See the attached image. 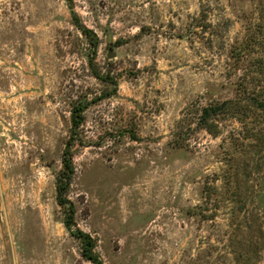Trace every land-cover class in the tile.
Masks as SVG:
<instances>
[{
  "label": "rangeland",
  "instance_id": "374dc122",
  "mask_svg": "<svg viewBox=\"0 0 264 264\" xmlns=\"http://www.w3.org/2000/svg\"><path fill=\"white\" fill-rule=\"evenodd\" d=\"M258 101L264 0H0V264H264Z\"/></svg>",
  "mask_w": 264,
  "mask_h": 264
},
{
  "label": "trees",
  "instance_id": "16d2710c",
  "mask_svg": "<svg viewBox=\"0 0 264 264\" xmlns=\"http://www.w3.org/2000/svg\"><path fill=\"white\" fill-rule=\"evenodd\" d=\"M78 24V23H77ZM80 26V25H78ZM83 34L88 36H93L92 31L79 27ZM96 46V45H95ZM233 104L229 102L211 104L208 107H205L202 110L200 117L201 126L207 128L209 131L216 134L217 127L211 122L213 116L223 115L224 113L230 112L232 110ZM258 107H264L261 102L258 101ZM82 109H76L72 115L73 131L82 123ZM74 144V135L71 136L70 140L66 145V149L63 154V172L60 175L57 182V201L61 207L67 208L68 217L65 220L66 227L71 230V227L74 225V215H75V205L67 198V194L71 185V180L75 174V169L73 166L72 158V148ZM77 239L82 242L83 248V257L93 264H104L102 260L97 256L94 251L96 248L95 240L89 235L82 231L76 232L74 235Z\"/></svg>",
  "mask_w": 264,
  "mask_h": 264
},
{
  "label": "water",
  "instance_id": "95a60500",
  "mask_svg": "<svg viewBox=\"0 0 264 264\" xmlns=\"http://www.w3.org/2000/svg\"><path fill=\"white\" fill-rule=\"evenodd\" d=\"M115 56V53H113L112 51H110V53L108 54L109 58H113Z\"/></svg>",
  "mask_w": 264,
  "mask_h": 264
}]
</instances>
